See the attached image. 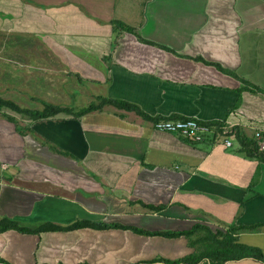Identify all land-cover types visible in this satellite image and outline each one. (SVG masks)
<instances>
[{
    "label": "crops",
    "instance_id": "obj_1",
    "mask_svg": "<svg viewBox=\"0 0 264 264\" xmlns=\"http://www.w3.org/2000/svg\"><path fill=\"white\" fill-rule=\"evenodd\" d=\"M0 96L34 110L122 99L152 117L0 110V221L16 224L0 231V264H214L190 260L210 251L193 241L205 231L153 233L196 225L219 239L236 226L264 253V163L234 135L264 131V0H0ZM174 115L213 131L155 128ZM78 220L127 228L38 231Z\"/></svg>",
    "mask_w": 264,
    "mask_h": 264
},
{
    "label": "trees",
    "instance_id": "obj_2",
    "mask_svg": "<svg viewBox=\"0 0 264 264\" xmlns=\"http://www.w3.org/2000/svg\"><path fill=\"white\" fill-rule=\"evenodd\" d=\"M114 27L116 29H123L127 30L129 32H134L133 28L119 20H114L113 21ZM144 41L151 43V44H156L158 45L159 43H156L154 41L144 39L141 37ZM161 46V45H160ZM162 47H165L162 45ZM197 59V58H196ZM198 59L203 60L206 63H211L207 60H204L202 57H198ZM218 68L223 69L220 65H217ZM107 104H112L115 105L116 107L126 109L129 111H134L137 114H139L141 117L145 119H152L149 114L144 112L139 106H137L134 103H131L126 100L122 99H113V98H105V97H97V99L93 102H91L89 105H87L84 108H79L75 109L73 107H65V106H60V105H54V104H46L45 107L42 110H34V109H29L20 106L17 104L15 101L6 99L2 96H0V110L3 108H8L11 110H14L18 113H23L25 115H29L32 119H39V118H47V117H52L55 116L61 112L69 113L74 116H81L85 113L92 112L94 110H100L102 109L105 105ZM9 119H15V117L8 115ZM185 119L186 117H179L177 115L171 116L169 118H158L156 119L155 123L157 121L163 120V119ZM209 124V123H208ZM234 135L238 142L241 144L240 150L245 153L246 157H249L251 159H256L260 162L264 163V151L259 149L258 141L255 138V135L253 137L246 136L244 134H241L238 130L234 132ZM258 177V172L255 175L254 181H256ZM13 226H16L15 222L11 221L10 219H3L0 221V231L12 228ZM95 227V228H107V227H122V228H127L125 225H121L118 223H104L100 221H89V220H78L75 221L74 223H71L67 226H61V225H54V224H46L42 225L39 227L38 231L41 230H48V229H55V230H70V229H77L81 227ZM257 226H253L252 228H256ZM240 228L234 226L231 228L232 235H221L219 239L218 234H214L209 227H205L202 225H196L193 227V229L186 231V232H153L155 234H162L165 236H178V235H188L192 236L196 232L199 231H205V234L202 235L199 238H196L194 241V244H202L204 242H208L207 248L210 250L207 252L206 255L200 256L198 259L191 257L190 260L191 262H196L197 260H201L204 256H207L209 260H211L214 264H219L226 262L228 260L232 259H239L243 257H254L256 259L264 261V253L263 251L256 246H249L245 244H241L237 242V238L234 235L236 231H238ZM215 242V243H214Z\"/></svg>",
    "mask_w": 264,
    "mask_h": 264
},
{
    "label": "built area",
    "instance_id": "obj_3",
    "mask_svg": "<svg viewBox=\"0 0 264 264\" xmlns=\"http://www.w3.org/2000/svg\"><path fill=\"white\" fill-rule=\"evenodd\" d=\"M154 125L158 130L176 133L196 142L204 141L213 131L212 125L193 117L163 119L157 121ZM255 138L258 141L259 149L264 151V131H256ZM225 143L231 146V138H225Z\"/></svg>",
    "mask_w": 264,
    "mask_h": 264
},
{
    "label": "rangeland",
    "instance_id": "obj_4",
    "mask_svg": "<svg viewBox=\"0 0 264 264\" xmlns=\"http://www.w3.org/2000/svg\"><path fill=\"white\" fill-rule=\"evenodd\" d=\"M13 68H18V67H13Z\"/></svg>",
    "mask_w": 264,
    "mask_h": 264
}]
</instances>
